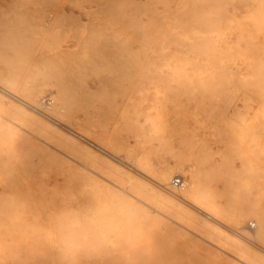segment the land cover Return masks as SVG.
<instances>
[{
	"label": "bare ground",
	"instance_id": "bare-ground-1",
	"mask_svg": "<svg viewBox=\"0 0 264 264\" xmlns=\"http://www.w3.org/2000/svg\"><path fill=\"white\" fill-rule=\"evenodd\" d=\"M150 1L174 8L172 21L162 33V50L176 88L156 85L155 94L172 103L176 112L170 123L166 104L145 113L141 104L126 107L121 119L136 126V147L129 146L117 128L109 130L101 124L98 111L81 121L73 117L77 99L51 63L55 55L43 58L40 79H29V42L14 35L0 40V61L6 67L0 71V85H9L21 98L22 104L13 105L82 151L93 165L42 138L28 141L30 150L24 151L0 137V225L4 220L16 223L22 213L36 215L34 209L39 214L45 209L49 229L35 231L36 241L51 254L45 264H108L102 249H96V239L108 231L121 238L124 227L132 222H137L134 228L144 229L140 220L161 234L178 237L190 252L209 245L211 264H264V205L242 201L251 180L235 173L228 160L230 152L244 154L249 143L260 145L264 153V107L262 121L256 119L250 125L243 118L233 122L211 116L227 110L232 98L242 93L258 94L264 104V0ZM44 31L53 36L52 29ZM46 44L54 48L52 42ZM9 49L15 51L16 61L7 57ZM52 80L57 102L43 114L47 119L22 106H38L40 101L35 104L31 99L42 96ZM3 94L0 100L4 101ZM206 121L210 123L207 136L195 140ZM6 125L0 121V132ZM66 126L105 150L129 158L135 169L101 153L82 141V136L69 133ZM176 135L182 137L178 150L170 147L167 138ZM155 139L159 150L147 146ZM164 153H171L173 159L162 158ZM209 161L222 172L223 191L206 182ZM39 163L43 172H38ZM60 167L82 174L91 189L78 183L73 173H66L61 181L52 180ZM53 169L55 173H49ZM176 178L182 184L172 193ZM185 264L194 263L187 260Z\"/></svg>",
	"mask_w": 264,
	"mask_h": 264
},
{
	"label": "rangeland",
	"instance_id": "rangeland-1",
	"mask_svg": "<svg viewBox=\"0 0 264 264\" xmlns=\"http://www.w3.org/2000/svg\"><path fill=\"white\" fill-rule=\"evenodd\" d=\"M173 11L174 8L164 2L153 3L150 0H0V40L14 35L29 42V79H40L38 70L44 66L43 58L55 55V61L51 63L58 75L67 81L77 99L73 106V117L81 121L98 111L101 124L109 130L117 128L120 137L129 146L136 147L133 133L136 126L121 119L126 107L141 104L142 112L145 113L153 111V107L158 104H166L171 112L170 123L175 119L172 118L176 112L172 103L155 94L156 85L167 86L172 90L176 88V83L170 79L162 50V33H166ZM46 28L53 30V36L44 31ZM47 41L52 42L53 49L46 44ZM7 57L16 61L15 51L9 49ZM4 65L0 61V71H6ZM53 81L45 87L42 96L32 98L31 102L37 104L41 97L56 98L49 108V111L52 110L57 102L56 89L51 86ZM4 86L0 85V93L4 92V101L0 100V121L8 123V126L0 132L1 138L24 151L30 150L28 141L42 138L77 158H83L82 161L93 167L86 154L73 149L67 141L48 132L16 108L13 104H22L21 98L9 90H14L12 87L7 84ZM18 94L23 96L22 93ZM232 99L227 110L213 112L211 116L233 122H240L243 118V122L248 125L256 119L262 121L264 104L260 95L247 92ZM22 106L47 119L31 106ZM144 113L140 115L141 122L144 121ZM66 128L69 133L82 136V141L101 153L109 154L126 167L135 169V164L129 158L105 150L79 134L73 126ZM209 128L210 123L206 121L195 135V140L206 137ZM167 138L171 148H180L182 137L176 135ZM158 142L155 139L147 146L159 150ZM260 149V145L249 143L244 148V154L230 152L228 160L235 173H241L242 177L251 180L250 188L241 195L242 201L264 205V153ZM162 155V158L173 159L171 153ZM214 163L209 161L207 164L206 182L212 189L223 191L225 181ZM59 171V175L51 176L52 180L61 181L66 173H73L78 183L91 189L81 177L82 174L69 172L64 167H60ZM38 172H43L42 163L38 164ZM49 173H55L54 169ZM34 211L36 215L22 213L16 223L4 220L3 225H0V264H45L50 260V252L45 249V245L36 241L38 234L35 232L36 229H42L43 232L49 229L47 211L41 209V214L37 213V209ZM140 222L144 229L134 228L137 222H132L124 227L121 238L110 231L99 235L96 249H102L108 264H185L187 260L194 264H211L209 259L212 250L209 245H202L196 252H190L178 237L161 234L149 227L146 221ZM246 227L250 228L248 224ZM143 231L144 235L139 239L138 235ZM92 259L96 260L95 256Z\"/></svg>",
	"mask_w": 264,
	"mask_h": 264
},
{
	"label": "built area",
	"instance_id": "built-area-1",
	"mask_svg": "<svg viewBox=\"0 0 264 264\" xmlns=\"http://www.w3.org/2000/svg\"><path fill=\"white\" fill-rule=\"evenodd\" d=\"M54 100L51 97H45L43 98L38 106H34L31 105V107L37 111V112H41L42 114H47V111L49 110V108H51L52 104H53ZM180 184H182V182L180 181V178H176L171 185L173 186L172 188H170L171 192H174L175 187L177 188L178 186H180ZM174 188V189H173Z\"/></svg>",
	"mask_w": 264,
	"mask_h": 264
}]
</instances>
